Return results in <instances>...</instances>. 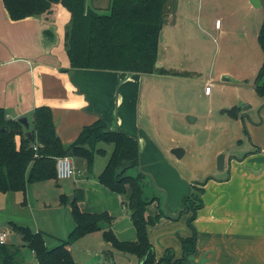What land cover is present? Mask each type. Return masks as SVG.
<instances>
[{
	"label": "crops",
	"instance_id": "1",
	"mask_svg": "<svg viewBox=\"0 0 264 264\" xmlns=\"http://www.w3.org/2000/svg\"><path fill=\"white\" fill-rule=\"evenodd\" d=\"M84 2L85 8L99 11V8H108L110 0H84ZM227 2L228 5L222 8V11H216L217 13L214 14L211 10L199 11L197 18H200V21L202 19L209 28L222 34L227 30L224 26L226 19H229L230 42L232 30L235 29H238L242 35V41L249 37L250 17L255 16L257 22L255 20L252 29L255 39L251 38L249 49H253L260 67L263 53L257 42V33L263 19L258 9L262 6L255 8L248 0H227ZM177 3L176 0L174 11L167 17L163 26L167 21L169 23L174 20ZM223 11L227 18L224 17ZM217 18L221 20L219 27L214 25V20ZM69 21L70 13L61 3H55L46 13L13 20L0 0V107L5 108L8 115L13 118L26 116L31 127L33 108L41 104L49 105L56 131L65 144L77 136L83 125L91 123L98 117H102L110 129H118L136 138L139 144V161L142 164L140 168L163 194V207L167 216L172 217L162 216L154 225H147L148 239L157 258L166 248H172L174 257H180L182 249L179 238L190 235L192 230L187 224L190 213L179 215V210L182 208V198L191 192V188L187 186L183 189L175 187L173 191L169 189L172 187L170 178L175 181L169 165L164 164L168 161L165 158L169 156L163 155L161 145L151 136L153 109L150 104L153 101H160L161 92L158 89L147 88L151 79L158 77L160 73L71 67L64 43ZM45 30L51 33V37L44 34ZM159 45L160 40L158 48ZM159 59L157 53V61ZM158 62L160 67L168 71L173 69L166 68L160 61ZM175 70L186 71L188 75L194 73L187 69ZM257 71L253 76H256ZM222 79L235 80L230 74L222 75ZM206 84L211 85L209 81L204 82L202 92L204 95H209L212 87L209 93H205ZM259 97L260 99L256 101L250 99L240 101L239 104L248 102L249 107L245 111L236 105L246 113L245 122L250 148L238 159L230 158L229 169L227 168L225 176L221 174L222 176L219 177L213 174L205 181L204 192L201 195L203 206L197 210L193 220L196 232L195 250L191 255L193 262L188 264H264V97ZM102 145L106 149L105 154L108 153L107 157L103 162L100 160V166L92 169L90 175L87 174L84 158L71 157L76 170L71 176V183L58 185L62 189L59 194L63 193L67 196L70 194L71 198L68 197L67 203L58 200L57 203L60 205L54 209L53 221L50 222L37 213V215L31 213L33 226L44 232L47 247L56 245L72 229L74 222L69 203L75 193L80 191L83 192V196L78 202L84 211L108 212L113 216L111 228L119 239L136 238L130 213L124 203L128 198V192L119 195L97 179L112 149L111 144ZM257 147L259 151H255ZM160 158L164 161L153 163L155 160H162ZM157 166L160 168L153 170V167ZM219 169L222 172L226 169L224 159L223 167ZM30 185V183L27 185L25 191L26 205L31 196ZM37 185L33 187H40ZM18 193L21 204L22 194ZM40 199L45 205L46 201L42 197ZM110 200L114 203L109 204ZM159 204L156 201L149 203L145 214L155 215ZM33 206H35L33 203H29L31 210ZM4 230L2 228L0 232ZM7 237L8 234L6 236L8 242ZM73 243L69 247L77 261L74 256L77 246H73ZM102 244L104 245L105 241H102ZM107 250L111 251L113 247L100 246L94 250L88 248L82 253L86 260L84 262L105 264L102 260L105 259L103 254ZM122 252L120 250L113 252V257L115 253L125 255ZM91 255H96V258H91ZM138 262L136 257L130 263L120 264H138Z\"/></svg>",
	"mask_w": 264,
	"mask_h": 264
},
{
	"label": "trees",
	"instance_id": "2",
	"mask_svg": "<svg viewBox=\"0 0 264 264\" xmlns=\"http://www.w3.org/2000/svg\"><path fill=\"white\" fill-rule=\"evenodd\" d=\"M2 2L13 20L46 13L55 3H61L70 13L64 43L71 67L143 73L168 71L156 67L155 62L161 28L174 11L170 0H110L106 12L85 8L84 0ZM260 2L264 10V0ZM44 34L51 37L48 30ZM257 42L263 53V61L254 79V90L264 97V12ZM233 110L226 111L234 114ZM27 130H30L29 135ZM102 144H111L112 149L97 179L113 192H128L124 203L130 213L136 238L119 239L111 228L113 216L106 211H82L78 201L83 194L79 192L69 203L74 225L67 236L52 247L46 246L42 230L9 220L10 229L17 232L21 244L10 241L0 243V264H81L74 259L69 246L86 232L97 229H103L104 240L113 248L134 254L138 260L144 256L143 264L193 262L191 255L196 245L193 220L197 210L203 206L201 195L205 181L194 183L191 192L182 198L179 215L190 213L187 224L192 232L179 238L181 256L174 257L173 249L166 248L157 258L148 239L147 225H154L162 216L172 217L167 216L163 207V194L140 168L138 140L118 129H110L102 117L83 125L77 136L65 144L56 131L49 105L41 104L33 108L31 127L28 129L18 118L9 116L6 109L0 107V192H20L21 204H26L25 191L29 183L58 180L55 162L57 157L63 155L84 158L87 174L90 175L95 155L106 153ZM255 151H259V147ZM59 201L67 203L68 198L60 193ZM152 201L161 202L158 211L155 215H146V206ZM22 247L29 250L32 260H25ZM105 252L111 255V251Z\"/></svg>",
	"mask_w": 264,
	"mask_h": 264
},
{
	"label": "rangeland",
	"instance_id": "3",
	"mask_svg": "<svg viewBox=\"0 0 264 264\" xmlns=\"http://www.w3.org/2000/svg\"><path fill=\"white\" fill-rule=\"evenodd\" d=\"M177 1V14L174 20L169 23L167 21L163 26L159 39L160 45L157 48L160 57L158 61L164 67L173 69L159 72V76L152 78L147 88L158 89L161 92L160 101H153L150 104L153 109L151 136L161 145L163 155L168 154L169 156L165 158L168 161L164 164H168L170 172L174 174L175 181L173 178L169 180L172 185L169 189L172 191L175 187L183 189L187 186L192 190L194 183L206 181L213 174L219 177L222 176L221 174L225 176L227 168L229 169L230 158L238 159L250 148L245 122L246 113L236 105L243 108V105L248 102L239 104L240 101L260 99L254 91L255 76H253L259 67V62L255 59L253 49H249L251 38L255 39L252 29L255 20L257 22L256 17L253 15L250 17L248 38L242 41V35L238 29H235L232 30L229 42V19H226L224 26L227 30L222 34L209 28L202 19L200 21V18H197L199 11L211 10L212 14L219 10L222 11V8L229 3L227 0ZM175 3L176 0H170L174 8ZM98 10L106 12L108 8ZM258 10L262 17L263 7ZM223 13L227 18L226 13L224 11ZM175 69H187L194 73L189 75L186 71H183L185 74H182L183 72L171 73L177 72ZM228 74L235 80L222 79V75ZM207 81L211 83L212 91L211 94L204 95L203 84ZM228 109H234V114L228 113L226 111ZM175 146L185 149L180 158L170 152V148ZM220 152L224 154L226 169L223 172L217 167V155ZM107 154H96L92 169H97L100 166V160L103 162ZM160 159L162 160H155L153 163L164 161L163 158ZM159 168V166L153 167V170ZM71 180L72 177L58 179L57 182L50 179L30 183L32 187L28 201L35 205L32 210L29 208V203L28 205L19 203L20 194L17 191L0 192V230L3 228L8 232V241L21 244L17 232L10 229L9 220L34 228L31 217L33 212L35 215L47 218L50 222L53 221L55 219L54 209L60 205L57 202L62 189L58 185L70 184ZM35 184L40 187H33ZM69 196L70 194L67 198ZM41 197L46 201L45 205L42 204ZM108 203L111 204L114 201L110 200ZM118 204H120L119 201ZM78 206L84 211L80 202ZM102 241H105L103 229L91 230L78 238L73 243V246H77L74 252L77 261L86 264L82 253H85L88 248L90 250L98 249L100 246L109 248L111 244L105 241L103 245ZM113 250L118 251L114 248ZM113 250H111V259L115 264L130 263L131 260L136 259L135 255L122 251L125 255L115 253L113 257V252H115ZM22 254L25 255L26 261L32 260V255L26 247H22ZM95 256L91 255V258H96ZM105 259L101 260L105 261V264H110L109 259L107 257ZM101 263L94 262V264Z\"/></svg>",
	"mask_w": 264,
	"mask_h": 264
},
{
	"label": "built area",
	"instance_id": "4",
	"mask_svg": "<svg viewBox=\"0 0 264 264\" xmlns=\"http://www.w3.org/2000/svg\"><path fill=\"white\" fill-rule=\"evenodd\" d=\"M221 20L219 18L214 20V25L219 27ZM211 88L210 84H206L204 87V92L209 93ZM56 167V178L57 179H64L73 176L76 172L73 164L72 159L68 155L59 156L56 158L55 162ZM8 232L6 230L0 232V243L6 242V236Z\"/></svg>",
	"mask_w": 264,
	"mask_h": 264
},
{
	"label": "water",
	"instance_id": "5",
	"mask_svg": "<svg viewBox=\"0 0 264 264\" xmlns=\"http://www.w3.org/2000/svg\"><path fill=\"white\" fill-rule=\"evenodd\" d=\"M249 3L253 6V7H260L261 6V2L260 0H248ZM155 66L156 67H159L160 66V63L158 61L155 62ZM247 107H249L248 104L246 105H243V108H241L242 110H245ZM18 121L24 126L25 129H28L29 127V122L27 120V117L26 116H21L18 118ZM27 134L29 135L30 134V130H27ZM177 158L181 157L182 154H183V148L180 147V146H175L173 148H171L170 150ZM223 157H224V154L223 152H220L218 155H217V167L218 168H222L223 167ZM69 198H71V196H69ZM104 258L107 257V259H109V263L110 264H113V261L111 259V255H107V254H103ZM143 260H144V256L139 260L138 264H143Z\"/></svg>",
	"mask_w": 264,
	"mask_h": 264
}]
</instances>
